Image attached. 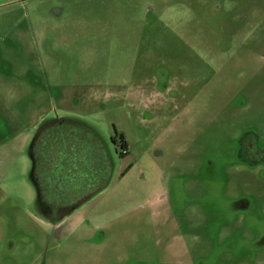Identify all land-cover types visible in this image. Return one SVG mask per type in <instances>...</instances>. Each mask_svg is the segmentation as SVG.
Wrapping results in <instances>:
<instances>
[{
  "label": "rangeland",
  "instance_id": "374dc122",
  "mask_svg": "<svg viewBox=\"0 0 264 264\" xmlns=\"http://www.w3.org/2000/svg\"><path fill=\"white\" fill-rule=\"evenodd\" d=\"M262 239L264 0H0V264H264Z\"/></svg>",
  "mask_w": 264,
  "mask_h": 264
},
{
  "label": "flooded vegetation",
  "instance_id": "af4514ba",
  "mask_svg": "<svg viewBox=\"0 0 264 264\" xmlns=\"http://www.w3.org/2000/svg\"><path fill=\"white\" fill-rule=\"evenodd\" d=\"M252 150L249 149H245L244 145L242 143H240V149H239V156L240 158H242L243 161H245L248 166H256L257 165V160L251 158L249 155L253 154L255 155L256 153L260 152L258 151H254L253 153L251 152ZM251 153V154H250ZM237 205H239V207L241 208H245L246 207V201L242 200L237 202ZM261 244L264 245V239L261 240Z\"/></svg>",
  "mask_w": 264,
  "mask_h": 264
},
{
  "label": "trees",
  "instance_id": "16d2710c",
  "mask_svg": "<svg viewBox=\"0 0 264 264\" xmlns=\"http://www.w3.org/2000/svg\"><path fill=\"white\" fill-rule=\"evenodd\" d=\"M120 141H121V147H122L123 149H126V142L124 141V139H123L122 136L120 137Z\"/></svg>",
  "mask_w": 264,
  "mask_h": 264
}]
</instances>
